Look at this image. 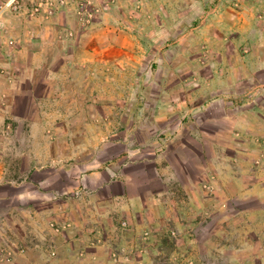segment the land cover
<instances>
[{
  "label": "rangeland",
  "instance_id": "374dc122",
  "mask_svg": "<svg viewBox=\"0 0 264 264\" xmlns=\"http://www.w3.org/2000/svg\"><path fill=\"white\" fill-rule=\"evenodd\" d=\"M253 1L0 0V190L19 192L21 181L26 180L27 187L36 191L44 176L55 182L82 173L78 165L54 163L56 158L69 160L68 156L77 154L76 159L91 163L88 171H95L100 164L122 165L142 154L164 153L171 139L191 128L201 105L197 94L206 79L212 80L220 50L227 58L229 50L244 54L264 50V32L253 38L246 31L252 26L264 31V12H254L257 16L250 27L245 20L238 21L234 35L226 22L229 9L241 16L244 10L251 11L245 6ZM25 45L30 50H53L47 66L27 65L22 53ZM57 50L77 51L80 65L74 67L72 55L57 54ZM87 63L93 64L91 68ZM73 78H93L89 91L95 100L88 107L84 102L73 111L70 100L77 93L70 87L65 88L69 101L64 106L47 103L39 107L27 102L28 93L52 97L60 81ZM38 82L42 84L35 86ZM78 89L83 92L85 87ZM262 91L258 86L249 94L257 98ZM55 106L63 107L64 114L55 112ZM39 123L45 131L38 128ZM205 125L206 129L214 126L211 121ZM223 137L228 144L229 137ZM263 142L264 128L253 138L259 149L254 162L263 156ZM134 149H139V155L129 154ZM230 170L229 166L216 168V174L203 180V191L215 193L220 179L223 190L230 191V183H225L230 180ZM232 184L237 189V183ZM51 187L50 192L55 190ZM52 194H47V201H55ZM222 200L220 211L227 209V213L198 216L196 246L189 242L181 248L182 232L176 229L175 234L170 232L172 238L165 235L167 242L160 248L158 264H212L209 257L217 253L228 256L230 247L220 250L215 243L228 236L233 218L229 211L246 204L235 198ZM240 217L243 221L245 215ZM217 226L228 233L219 234ZM249 250L260 253L261 247L239 246V258ZM251 264H261V260Z\"/></svg>",
  "mask_w": 264,
  "mask_h": 264
},
{
  "label": "crops",
  "instance_id": "0c3cea01",
  "mask_svg": "<svg viewBox=\"0 0 264 264\" xmlns=\"http://www.w3.org/2000/svg\"><path fill=\"white\" fill-rule=\"evenodd\" d=\"M246 5L251 11L246 9L247 13L241 16L240 12L235 14L229 9L226 22L233 35L238 21L245 20L250 27L257 16L254 12H264V0ZM225 7L228 9L227 5ZM246 31L253 38L264 32L253 26ZM25 46L22 53L27 57V65L35 63L38 69L47 66L48 55L52 58L54 54L53 50H30V45ZM59 53L72 55L70 61L74 67L80 65L77 51L57 50ZM224 54V50H220L212 80L206 79L197 94L201 105L192 117L191 128L183 129L171 139L164 153L139 155V149H134L129 154L139 157L131 160L124 155L123 158L130 161L125 160L122 165L118 162L100 164L101 168L95 171H88L91 163L76 159L77 154L68 156L69 160L56 158L54 163L78 165L82 173L77 178L70 175L69 180L55 182L44 176L36 191L27 187L26 180L21 181L19 192L0 190V264H158L160 248L167 242L165 235L172 238L170 232L181 231V248L187 247L189 242L196 246L199 242L196 241L199 236L196 224L201 223L197 222L198 216L227 213V209L220 210L222 199L228 197L238 199L246 207L229 211L233 217L229 233L217 226L219 234L224 231L228 236L219 237L215 246L221 247L220 250L222 246H229L230 254L217 253L208 261L251 264L260 259L264 264V157L257 160L258 164L254 162L259 149L253 144V138L264 128V50L247 54L229 50V58L223 57ZM89 56L93 55L89 53ZM86 60L92 59L87 57ZM92 65L90 63L88 68ZM93 81V78L60 81L54 96L28 93L27 102L39 107L47 103L64 106L69 101L65 99V88L70 87L77 93V97L70 100L76 111L80 104L85 102L88 107V103L95 100L93 91H89L94 86ZM23 83L34 87L30 82ZM41 84L38 82L35 86ZM258 86L263 89L261 96L252 97L249 93ZM79 87L85 90L81 92ZM61 106L54 108L63 115ZM41 112L46 113L44 109ZM210 121L214 126L206 129L205 124ZM40 126L39 123L38 128ZM41 127L42 132L45 131V126ZM223 136L229 137L228 144ZM221 166H229L232 173L225 183L233 185L235 182L237 189L228 185L231 190L225 192L220 179L219 190L205 193L203 180L216 174L215 169ZM9 183L14 182L7 181ZM51 186L55 189L52 192ZM49 193H53L55 201L46 200ZM251 203L257 206H250ZM241 215H245L243 221ZM123 221H128V228L122 227ZM239 246H259L261 252L255 254L249 250L239 258Z\"/></svg>",
  "mask_w": 264,
  "mask_h": 264
},
{
  "label": "built area",
  "instance_id": "2783aa9c",
  "mask_svg": "<svg viewBox=\"0 0 264 264\" xmlns=\"http://www.w3.org/2000/svg\"><path fill=\"white\" fill-rule=\"evenodd\" d=\"M262 144H263L262 148H263V150H264V142H263ZM263 150H262V151H263ZM262 154H263L262 157H264V152H263ZM262 157H261L260 159H262ZM258 162H259V161H257V163H258ZM52 226H53L54 228H56V230H60V227L57 226L56 223H52ZM128 226H129L128 221H123V222H122V227H123L124 229L128 228ZM173 234H175V233L173 232ZM115 255H116V254H115Z\"/></svg>",
  "mask_w": 264,
  "mask_h": 264
}]
</instances>
